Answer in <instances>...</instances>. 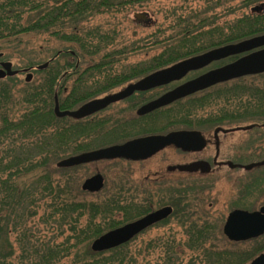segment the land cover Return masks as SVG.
<instances>
[{
	"label": "trees",
	"instance_id": "obj_1",
	"mask_svg": "<svg viewBox=\"0 0 264 264\" xmlns=\"http://www.w3.org/2000/svg\"><path fill=\"white\" fill-rule=\"evenodd\" d=\"M153 1L0 0V44L24 51V37L34 36L57 46L46 59L28 61L25 66L31 68L50 63L34 70L36 80L24 83L22 89L15 90V79L0 80V264H247L264 251V236L246 243L228 241L221 220L205 210L199 186L182 182L175 187L143 186L120 172L112 182L105 181L100 192L90 194L81 190L77 177L83 165L57 166L62 159L108 142H125L123 131L136 121L166 123L156 134L191 129L200 122L188 117L218 101V95L186 97L125 124L102 115L111 106L81 120L57 118L55 97L60 110H75L185 59L264 34V15L244 13L231 22L217 23L210 14L214 7L234 1L242 5L236 10H241L264 0H217L177 16L130 45L118 41L114 22L88 24ZM136 55L143 60L128 63ZM133 104L127 113H135ZM101 139L106 143L95 145ZM166 205L172 207V214L155 226L174 221L182 230L178 239L157 236L133 245L145 230L116 248L91 251V242L102 234Z\"/></svg>",
	"mask_w": 264,
	"mask_h": 264
},
{
	"label": "flooded vegetation",
	"instance_id": "obj_2",
	"mask_svg": "<svg viewBox=\"0 0 264 264\" xmlns=\"http://www.w3.org/2000/svg\"><path fill=\"white\" fill-rule=\"evenodd\" d=\"M239 6L242 5L239 4ZM241 10H248L249 14L264 15V1ZM245 54L247 53L213 62L205 68L188 73L181 80L173 83L174 85L171 84L170 88L162 94L207 72L230 64ZM7 62L10 61L0 52V70H3L2 64ZM10 63L11 71H16V74L8 76L5 73L0 80L15 79L19 75H24V83H27L26 75L32 74L33 68L14 67L12 62ZM151 91L153 90L146 92ZM140 93L134 92L129 98L139 96ZM200 93L209 99L215 98L217 93L218 100L227 109L221 108L218 114L213 115L189 116L188 119L198 120L200 123L192 126L191 129L169 132H196L202 139V147L189 150H183L174 145L165 147L159 152H163L162 160L156 159L157 163L165 162L164 170L163 168L155 170L152 176H144L139 183L150 187L157 185L175 187L182 182L192 187H201L205 210L213 218L218 217L221 220L223 233V226L232 212L255 213L264 209V72L218 83L188 97ZM154 119H168V117L155 116ZM196 143L191 142L194 146H197ZM165 150H170L171 153L168 155L164 153ZM201 163L203 165L197 171L180 172L177 169L180 166ZM218 184H223L217 188L219 190L216 189ZM207 195L214 196L212 197L214 202H208ZM222 197L224 200L221 202ZM215 213L220 216L211 215ZM262 214L264 215V212ZM263 236L264 233L252 240H260Z\"/></svg>",
	"mask_w": 264,
	"mask_h": 264
},
{
	"label": "water",
	"instance_id": "obj_3",
	"mask_svg": "<svg viewBox=\"0 0 264 264\" xmlns=\"http://www.w3.org/2000/svg\"><path fill=\"white\" fill-rule=\"evenodd\" d=\"M133 19L137 22L149 23L147 13L135 14L133 15ZM243 53L247 54L224 67L207 72L192 81L166 92L157 99L144 104L136 112L138 116H142L217 83L234 80L247 75L263 73L264 34L185 59L168 68L149 74L136 83L126 86L117 93L91 100L72 111H60L58 102L55 100L54 114L58 118L68 117L80 120L104 110L115 102L129 97L135 91H148L167 85L180 80L191 71L207 66L213 61H219L229 56ZM46 66L47 63L38 66L37 69L42 70L46 68ZM10 68V62L2 64L3 70H0V77L4 76L5 73L8 76L15 75L16 71H11ZM31 77L32 75L28 74L25 81L29 82ZM193 141L197 142V146L191 144ZM170 145L182 148L183 150H189L200 149L203 143L201 137L196 132H172L167 135L133 139L120 145H113L82 153L59 161L57 166L60 168H70L83 164L115 159H126L130 161L145 160ZM198 165L180 166L177 169L180 172L197 171L203 164L201 163ZM103 186L104 179L101 174L97 173L83 181L81 190L88 193H98ZM262 212H264V209L255 213H247L244 211L232 212L229 214L223 226L224 236L232 242H241L262 235L264 233V215ZM171 213V207H162L133 222L110 230L93 240L90 244V249L92 252L99 253L121 246L153 224L168 218ZM249 264H264V252L255 257Z\"/></svg>",
	"mask_w": 264,
	"mask_h": 264
},
{
	"label": "rangeland",
	"instance_id": "obj_4",
	"mask_svg": "<svg viewBox=\"0 0 264 264\" xmlns=\"http://www.w3.org/2000/svg\"><path fill=\"white\" fill-rule=\"evenodd\" d=\"M36 1L57 2L62 0H36ZM216 1L217 0H156L153 2L143 3V5L125 7L122 11H118L115 15H111V16L103 15L102 17L91 19L88 22V24L89 26L90 25L95 26L98 23L114 22L116 24L118 41L130 45L132 43H140L141 40L146 39L149 34H151L157 29L158 26H162V27L168 26L170 23L173 22V20L177 16L187 15L191 11L201 10L209 5H214ZM238 7H239L238 1H234L232 3L225 4V6L214 7L213 12L210 14L214 16V19L217 23L231 22L239 15L248 13V10H236V8ZM140 12L148 13V17L150 20L148 24H144V22H140V23L135 22V20L133 19V15ZM26 21L27 20L24 19L22 23H26ZM24 39L28 41V45L27 43H25L26 41L23 42V44L26 46V49L24 51H18V52L13 51L9 48L10 46L0 44L1 46L0 52H2L5 57L9 58V61L12 62L14 67H18V66L25 67V65L28 64V61H30L31 58H33L32 60L35 61H38L42 58L46 59V57L50 55V51H53L55 48H57V46H55L54 43L46 42L45 38L34 37V36L32 38L29 36V37H24ZM38 47L43 48L44 51L42 52L40 50L38 51L37 50ZM11 48H14V44L11 45ZM140 60H143L142 56L136 55L131 58L129 57L128 63L138 62ZM31 73L33 75L32 81L36 80L37 77L35 75V72H31ZM24 78H25L24 75L23 76L19 75L17 78H15L14 83L17 86L15 87V90L22 89L24 85ZM120 89L118 88L115 91H118ZM167 89L169 88L156 89L151 92L145 93L143 96L133 97L135 100L132 102L114 104L106 112H103L102 115L108 117H114L115 119L121 121L123 124L128 123L127 121L133 119L136 116L134 111L133 113H127L128 110L133 108L132 107L133 102H138L136 104H133L136 106L134 108L135 110L139 106L143 105L144 101H148L159 96L164 90ZM211 104H212L211 106L204 108V110L202 112H199L197 115L215 114L216 112L219 111V109L225 108L222 105L223 103H221V101L219 100L215 102L212 100ZM230 105L235 106L234 104H230ZM135 118L137 119V116ZM152 121L153 119L141 120L138 123L136 121L137 123V124L135 123L136 125L133 124L130 128L126 130V132L123 131V134L127 135L125 142L133 138L148 135L147 133L156 134V131L158 132L162 130L163 127L166 128V123L165 125H162L164 123L150 124V122ZM146 124L147 126H145ZM100 143L103 144L106 142H104V139L103 140L101 139L98 142H96L95 145H101ZM110 145L113 144L108 142L106 143L105 147ZM101 147L104 146H100V148ZM98 148L99 146L96 149ZM162 153L163 152L157 154L152 159L139 163H131V162L125 163L123 161H100V162L90 163L84 165L79 170H77L78 173L77 177L81 178L80 183H82L85 178L90 177L96 173H101V175L104 176L105 181L112 182L115 177L120 175V172H123V173H127L128 179H130L132 183L139 184V182L143 179L144 176H149V175L152 176L155 170L161 168H163L164 170L165 162L163 161L159 163L156 162V159L162 160V155H163ZM164 153L169 155L171 151L165 150ZM219 184L216 186V189L223 186V184L222 185ZM223 190L226 191L225 188H223ZM207 197H209L208 202H214L212 200V197L214 198V196L207 195ZM220 200L222 202L224 200V197H222ZM138 202H141L140 199L138 200ZM211 215H215L216 217L220 216L218 215V213ZM214 219H218V217ZM173 222L170 223L168 222L165 225H158L151 228L150 230L142 234L140 237H138L136 241L133 243V245L139 246L141 243L146 242L157 236L168 237L169 235H173L178 239L181 235L182 230L179 227H177ZM60 238L61 237H59V239ZM245 247L246 248L250 247V245H247Z\"/></svg>",
	"mask_w": 264,
	"mask_h": 264
}]
</instances>
